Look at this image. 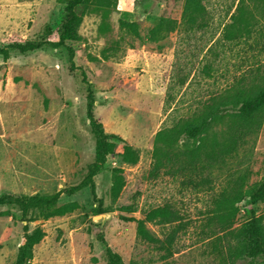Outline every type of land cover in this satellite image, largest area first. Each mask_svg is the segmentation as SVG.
Masks as SVG:
<instances>
[{"label": "rangeland", "instance_id": "374dc122", "mask_svg": "<svg viewBox=\"0 0 264 264\" xmlns=\"http://www.w3.org/2000/svg\"><path fill=\"white\" fill-rule=\"evenodd\" d=\"M256 1L202 0L205 29L188 32L180 27L158 41L148 39L150 30L162 17L181 23L185 0H116L106 8L77 7L79 39L65 43L73 49L71 67L67 50L51 46L59 40L65 17L60 0H0V46L46 42L30 53L11 51L6 62L0 56V196L53 194L83 180L95 144L86 118L88 88L94 96V117L104 131L139 151L136 164L122 163L119 144L94 178L103 212L98 213V203L85 188L60 196L57 206L78 204L72 213L49 219H44L46 211L29 215L30 231L40 227L45 233L29 264H106L98 234L124 264H162L163 251L141 241L135 224L121 218L143 219L148 210L163 204H171L185 225L176 234L169 262L248 264L227 251L234 242L224 232L210 234L213 228L206 226L203 215L215 209V194L231 175H246L243 191L261 180L264 119L227 165L213 170L208 184H187L186 175L156 165L153 154L160 130L198 115L203 104L228 96L238 84L264 85L252 74L259 70L264 76V10ZM238 4L251 32L229 42L222 32ZM122 22L137 24L138 36ZM186 144L178 137L177 147ZM114 168L123 170L125 180L116 200L109 192ZM193 180L199 182L200 177ZM130 205L136 212L123 210ZM235 207L231 229L250 218L246 198ZM253 208L264 226V203ZM22 226L17 210L0 207V264H15ZM146 229L162 240L171 227L147 223ZM252 264L263 263L258 258Z\"/></svg>", "mask_w": 264, "mask_h": 264}, {"label": "trees", "instance_id": "16d2710c", "mask_svg": "<svg viewBox=\"0 0 264 264\" xmlns=\"http://www.w3.org/2000/svg\"><path fill=\"white\" fill-rule=\"evenodd\" d=\"M64 4L65 17L61 24L59 40L51 46L54 48L63 47L68 52V59L73 67V49L66 46L68 41L79 39V26L81 17L76 14L77 7H87L95 5L99 8L109 7L116 0H60ZM137 1V0H135ZM244 0H239V4ZM238 4V5H239ZM256 7L264 10V0H257ZM236 12H240L237 16ZM244 11L239 5L234 14L231 15L230 23L223 28V39L229 42L249 35L250 24L244 18ZM206 9L202 0H185L181 23L169 18H160L157 24L150 30L148 39L158 41L167 34L178 30L180 27L184 31L203 30L207 27L205 16ZM123 27H127L131 33L138 36L137 24L122 22ZM46 42H12L5 46H0V56L6 62L10 52L15 51L26 54L40 49ZM259 71V70H257ZM255 71L253 79L264 82V76ZM85 72H82L85 77ZM244 81V80H242ZM226 91V90H225ZM231 94L219 96L211 100L210 104H203L198 115L187 119H180L174 126L157 132L154 140V161L156 165L164 169H171L174 174L186 175V183L194 186L210 183L214 169L220 171L225 167L230 159L237 154L250 138L261 129L264 119V85L255 87H245L238 84L230 88ZM94 96L91 90L87 89L86 96V118L94 138V159L87 167L86 176L76 186L65 188L53 194H33V195H9L0 196V207H12L20 214L22 226V242L18 247L15 264H29L33 258V248L45 236L42 228L37 227L30 231L29 215L34 211H46L44 219L51 217H61L72 213L78 208L76 202H70L57 206L60 196L73 195L82 189L89 188L93 201L98 203V213L103 212L102 201L97 198L95 191L96 175L101 172L115 149L121 144L122 149L119 154L122 163L134 165L139 160V151L119 136L108 134L104 131L102 124L97 121L93 114ZM230 111V112H229ZM219 128L220 131H214ZM183 136L188 142L184 148L176 146L178 137ZM123 170L114 168L111 171L110 196L113 200L119 197L125 180L122 175ZM207 174V176H204ZM200 177L199 182L193 179ZM246 175L229 177L226 187L220 193L215 194V209L210 214H202L208 228L212 227L210 234L224 232L229 242L234 245L228 246V252H235L239 257L247 259L248 264H252L258 258L264 264V226L263 217L256 216L254 206L264 203V166L261 180L246 191ZM244 198L248 201V211L250 218L243 222L238 228L231 229L234 225V216L237 211L235 205ZM127 213H134L136 209L130 205L123 207ZM126 222L135 224L137 237L152 245L158 251H163L161 256L162 264H172L168 261L174 252L176 234L185 229L179 213L173 209L171 204H163L150 209L145 213L143 219L134 217H122ZM156 224L160 226H170L171 229L164 239L152 235L146 224ZM97 239L104 246V256L106 264H124L121 256L114 252L106 243L103 236L98 234ZM129 264H140L131 262Z\"/></svg>", "mask_w": 264, "mask_h": 264}, {"label": "water", "instance_id": "95a60500", "mask_svg": "<svg viewBox=\"0 0 264 264\" xmlns=\"http://www.w3.org/2000/svg\"><path fill=\"white\" fill-rule=\"evenodd\" d=\"M104 215H105V214H104ZM102 216H103V214H100V215L94 216V219L101 218Z\"/></svg>", "mask_w": 264, "mask_h": 264}]
</instances>
